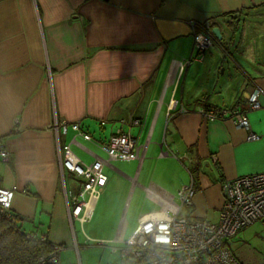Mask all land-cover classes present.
Instances as JSON below:
<instances>
[{"label": "crops", "instance_id": "crops-1", "mask_svg": "<svg viewBox=\"0 0 264 264\" xmlns=\"http://www.w3.org/2000/svg\"><path fill=\"white\" fill-rule=\"evenodd\" d=\"M202 24L217 26L222 40L194 59V31ZM255 85L262 107L246 116L258 139L248 140L228 116L202 115L205 107L246 108ZM62 121L68 127L60 140L85 153L81 161H107L90 233L82 225L80 238L68 215L73 202L64 190L72 188L64 184L53 127ZM73 122L92 139L76 134ZM118 130L144 147L140 164L108 161L99 148ZM0 140L9 152L0 160V186L19 188L11 211L26 230L60 245L59 264H74L75 252L78 264H101L106 248L118 253L117 262L111 248L167 197L179 204L189 171L195 194L178 215L217 221L223 184L264 170V0H0ZM136 193L144 210L129 232L125 214ZM246 228L228 247L239 264H264ZM94 240L103 248L98 261L89 256L98 249L87 247Z\"/></svg>", "mask_w": 264, "mask_h": 264}, {"label": "built area", "instance_id": "built-area-1", "mask_svg": "<svg viewBox=\"0 0 264 264\" xmlns=\"http://www.w3.org/2000/svg\"><path fill=\"white\" fill-rule=\"evenodd\" d=\"M214 42V36L206 31L202 29L194 31L195 54L192 58L201 59ZM260 94L261 89L255 85L247 97L246 108L238 105L229 109L207 108L201 113L208 120L228 116L233 119L236 126L248 131V140H256L259 136L251 130L246 111L262 107L259 100ZM173 107V104L169 105V109ZM181 110L185 111L184 108ZM17 123L16 120L14 130L17 129ZM69 125L84 139H92L89 133L81 129L79 122ZM53 127L57 135L61 170L65 168L84 177L77 193L64 190L66 196L73 202L72 208L68 210L70 222L78 221L82 226L91 218L93 205L107 182V176L102 169L107 161L97 157L90 164L84 163L72 152L69 144L62 143L60 140L68 124L62 121L55 123ZM99 148L106 154L108 161L137 160L140 164L144 155V147L139 145L137 138L128 131L114 132L105 142L99 144ZM8 157L9 152L4 142L0 140V160H7ZM213 159L215 160L214 156ZM189 173L190 182L177 192L179 204L167 197L166 205L162 206L156 212L157 214L141 215L138 226L131 236L120 248L112 247L111 249L118 251L120 257L140 258L142 260L140 264H239L228 247V241L239 230L264 217V170L237 176L223 184L222 205L218 220L215 222L207 219H187L178 215L183 205L192 203L195 194L193 176L190 171ZM145 190L148 196L159 199L151 186L145 187ZM17 191L19 188L16 185L0 186V212L7 217H11L12 199ZM100 243L105 244V242ZM53 249L46 261L50 264H59L60 247L55 245ZM42 261H44L43 258Z\"/></svg>", "mask_w": 264, "mask_h": 264}, {"label": "trees", "instance_id": "trees-1", "mask_svg": "<svg viewBox=\"0 0 264 264\" xmlns=\"http://www.w3.org/2000/svg\"><path fill=\"white\" fill-rule=\"evenodd\" d=\"M200 29L212 35L211 25L202 24ZM214 40L220 43L222 39L214 37ZM21 219L13 212L11 217L0 212V264H50L46 259L57 244L52 243L46 234L26 230ZM141 261L140 258L125 256L112 264H140Z\"/></svg>", "mask_w": 264, "mask_h": 264}, {"label": "rangeland", "instance_id": "rangeland-1", "mask_svg": "<svg viewBox=\"0 0 264 264\" xmlns=\"http://www.w3.org/2000/svg\"><path fill=\"white\" fill-rule=\"evenodd\" d=\"M73 153L76 156H79L81 158H86L85 153H83L82 151H78L73 149L72 150ZM64 177H65V182L64 184H66L67 188H72V191L74 193H77L78 190L81 188L82 182L84 181V177L81 175H77V173L75 172H71L67 169L64 170ZM139 187H137L136 192H138ZM143 203L137 201V193L135 195L132 196V199L130 200L129 203V207L127 208L126 211V220L129 222V232L132 230V228L135 226L136 224V218L139 215V213L144 210L143 207ZM96 217H98V209L95 211V213H93V221L96 219ZM92 221V222H93ZM256 222V221H255ZM91 223L90 222H86L83 224L82 228L87 232L90 233L89 231V225ZM253 224V223H252ZM250 226V225H249ZM101 227V226H99ZM248 227V226H247ZM246 228V227H245ZM73 230H74V234L77 236V238H80L81 235V225L78 221H74L73 222ZM128 232V233H129ZM246 232V239L249 243V246L252 248H255L257 251H264V221H257L256 223H254L251 227L246 228L245 230ZM98 241H91L90 245L87 247L90 248H97L98 250L96 251V249H94L93 251L90 252L91 256V260H96L98 261L99 258L101 257V250L103 248H100V246L98 245ZM110 245V244H109ZM106 247V246H104ZM82 250L83 246L80 247ZM105 249V248H104ZM246 249L248 251H250V248L248 246H246ZM254 250V249H253ZM255 251V252H257ZM258 253V252H257ZM104 258H102L101 264H106V256H108V258L112 259L113 263L116 262L117 258H118V253H112L109 249H105V253H104ZM84 255V254H83ZM74 260L73 263L74 264H78V261H80V254L79 252L74 253L73 256ZM83 260V259H82ZM63 263V260L61 258V264Z\"/></svg>", "mask_w": 264, "mask_h": 264}, {"label": "water", "instance_id": "water-1", "mask_svg": "<svg viewBox=\"0 0 264 264\" xmlns=\"http://www.w3.org/2000/svg\"><path fill=\"white\" fill-rule=\"evenodd\" d=\"M211 33L217 39H222V35L220 33V29L217 26L212 27Z\"/></svg>", "mask_w": 264, "mask_h": 264}]
</instances>
